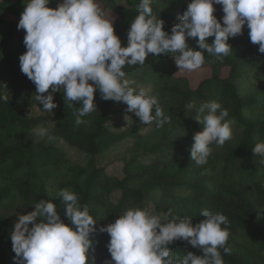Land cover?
Listing matches in <instances>:
<instances>
[{"label":"trees","instance_id":"1","mask_svg":"<svg viewBox=\"0 0 264 264\" xmlns=\"http://www.w3.org/2000/svg\"><path fill=\"white\" fill-rule=\"evenodd\" d=\"M97 2L106 17L114 18L115 34L126 47L127 31L138 15L140 0ZM189 2L154 0L151 7L171 34V28L180 22L177 15H182ZM57 4L58 0H51L48 6L56 8ZM24 7L23 0H0V94L9 96L7 102L0 101V264H15L10 234L19 215L34 211L40 200L56 204L61 218L70 223L63 216V203L55 197L61 189L78 194L80 204L87 205L98 222L97 228L115 222L125 210L143 209L147 203L162 218L171 212L167 219L191 217L193 224L204 219L203 209L222 213L229 221L226 246L231 249V254L219 249L224 264H264V163L251 151L256 143L264 142V54L251 43L247 26L242 35L229 39L233 50L228 56L204 53L206 62L201 68L210 73L195 85L186 72H178L171 55L149 54L143 66H124L127 75L142 76L149 95L157 98L170 123L157 127L153 122L145 132L133 129L131 149L147 152L148 158L133 157L124 165L122 177L116 178L92 161L85 166L70 163L48 137L33 139L36 120L27 117L24 110L36 101V89L20 70L19 56L25 52L8 43L17 32V23L4 17L7 13L20 16ZM214 7V15L222 22V7ZM207 39L211 43L214 37ZM188 42L199 50L195 39ZM211 100L228 110L226 119L233 122V139L222 147L213 145L208 163L199 166L191 162L190 148L203 125L195 120L196 109L186 106ZM54 102L58 107L54 109L52 137L95 155L124 136L109 127L113 101L102 100L98 91L94 101L97 110L82 117L87 123L79 126L75 124L79 104L69 107L62 92L54 93ZM116 189L121 197L113 203L111 194ZM92 239L96 264L111 260L109 235L96 233ZM169 247L177 259L189 251L202 255L200 249L184 241Z\"/></svg>","mask_w":264,"mask_h":264},{"label":"clouds","instance_id":"2","mask_svg":"<svg viewBox=\"0 0 264 264\" xmlns=\"http://www.w3.org/2000/svg\"><path fill=\"white\" fill-rule=\"evenodd\" d=\"M153 2L140 0L123 47L114 31V18L106 17L97 0H58L56 8L48 6L51 0L26 4L23 0L17 30H25L26 52L19 56V64L35 85L41 109L53 113L58 107L54 93L62 92L69 107L80 105L75 124H86L82 117L97 110L98 91L102 100L125 104V112L142 124L155 122L163 127L170 118L157 98L149 95L150 90L133 87L136 81L127 78L125 65L143 66L149 54L171 55L178 72L191 73L205 64V52L217 58L228 56L233 50L229 39L242 35L245 26L251 43L264 54V0H190L182 15H177L180 22L171 34L164 30V21L153 15ZM214 5L222 7V22L214 15ZM209 37H214L211 43ZM189 39L196 40L199 50L190 47ZM8 100L7 94H0V101ZM186 107L196 109L195 120L203 125L190 148L191 162L203 166L213 145L222 147L233 139V122L226 119L228 110L215 100ZM34 131L54 139L46 128ZM251 151L264 163V142L256 143ZM55 197L63 203V216L70 223L61 218L56 204L44 200L34 205V211L19 215L10 234L15 264H96L92 255L96 233L110 237L111 260L105 264H224L219 249L231 254L226 246L229 221L219 212L203 209L204 219L193 224L191 217L167 219L171 212L162 218L147 208H129L115 222L97 228L98 222L88 206L80 204L78 194L61 189ZM178 240L200 249L202 255L189 251L177 259L169 245Z\"/></svg>","mask_w":264,"mask_h":264},{"label":"rangeland","instance_id":"3","mask_svg":"<svg viewBox=\"0 0 264 264\" xmlns=\"http://www.w3.org/2000/svg\"><path fill=\"white\" fill-rule=\"evenodd\" d=\"M116 1L120 4H124V0ZM4 17L8 20L15 21L18 24L21 15L16 17L13 14L7 13ZM25 34V30H17L14 37L9 39L8 41L10 47H19V51L26 52V47L23 43ZM2 37L3 35L0 36V39H3ZM175 67L179 71L176 64ZM186 73L190 77H192V83L193 85H195L200 78L208 76L210 70L208 68H200L191 73ZM127 78L136 81V84L133 85V87L136 88L137 91L140 88H144L147 90L146 82H144L145 80L142 78V76L136 77L135 75H127ZM126 107L127 106L125 104L116 103L114 101L112 102V114L109 127H112L113 130L122 131V134H124V136L120 140L112 142L111 145H109L105 150L98 154L91 155L85 153L77 147L71 146L59 137H54V139H52V143L54 144V146L65 152V155L70 163H73L78 166H85L88 162L92 161L97 167H102L106 175L121 178L123 175L124 165L128 161H130L133 157H137L140 160L145 161L147 160L149 155L147 152L134 151L131 149L133 139L130 133L135 128H138L141 131L145 132L149 131L152 127V125L142 124L134 114L126 113ZM41 108L42 105H40L39 102L35 101L24 110V114L27 117L35 118L36 120L35 124L32 127V135L35 141L47 138V136L41 137L40 135L36 134L34 129L46 128L50 135L51 131L54 130L56 126L55 110H53V113H48L43 111ZM120 197L121 193L118 189L114 190L111 194V200L113 203H118ZM144 208L149 209L152 214L158 215L151 204H145Z\"/></svg>","mask_w":264,"mask_h":264}]
</instances>
